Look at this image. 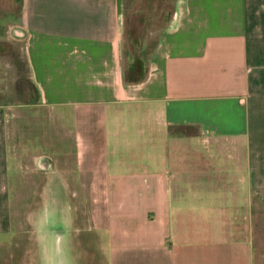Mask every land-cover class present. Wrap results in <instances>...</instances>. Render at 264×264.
Masks as SVG:
<instances>
[{
	"label": "crops",
	"instance_id": "0c3cea01",
	"mask_svg": "<svg viewBox=\"0 0 264 264\" xmlns=\"http://www.w3.org/2000/svg\"><path fill=\"white\" fill-rule=\"evenodd\" d=\"M19 2L36 106L70 137L51 146L42 194L63 203L44 222L67 237L80 196L79 230L108 264H264V0H178L139 82L123 68V0ZM7 124L0 104V247Z\"/></svg>",
	"mask_w": 264,
	"mask_h": 264
},
{
	"label": "rangeland",
	"instance_id": "374dc122",
	"mask_svg": "<svg viewBox=\"0 0 264 264\" xmlns=\"http://www.w3.org/2000/svg\"><path fill=\"white\" fill-rule=\"evenodd\" d=\"M177 2L123 0L125 73L131 65L142 66L171 20ZM20 13L19 0H0V104L8 111L13 215V239L0 247V264H108L105 244L99 250L96 243H91L93 229L87 227L91 231L88 233L79 230L86 217L80 196L71 198L78 211L67 237L63 227H50L53 224L44 222L46 212L39 211L45 209L50 198L51 203H63V197L42 193L53 171L51 146L63 153L70 148V137L47 110L36 106Z\"/></svg>",
	"mask_w": 264,
	"mask_h": 264
},
{
	"label": "trees",
	"instance_id": "16d2710c",
	"mask_svg": "<svg viewBox=\"0 0 264 264\" xmlns=\"http://www.w3.org/2000/svg\"><path fill=\"white\" fill-rule=\"evenodd\" d=\"M143 77V68L142 66H136V65H131L129 72L125 73V78L128 82H139ZM36 94L37 90L35 86H33Z\"/></svg>",
	"mask_w": 264,
	"mask_h": 264
}]
</instances>
